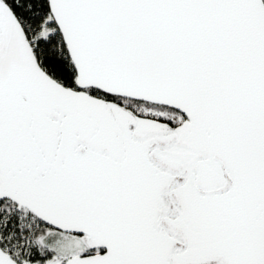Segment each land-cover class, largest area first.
Segmentation results:
<instances>
[{
  "label": "snow or ice",
  "instance_id": "1",
  "mask_svg": "<svg viewBox=\"0 0 264 264\" xmlns=\"http://www.w3.org/2000/svg\"><path fill=\"white\" fill-rule=\"evenodd\" d=\"M0 264H264V0H0Z\"/></svg>",
  "mask_w": 264,
  "mask_h": 264
}]
</instances>
